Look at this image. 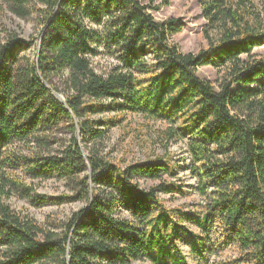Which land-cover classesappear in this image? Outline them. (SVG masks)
<instances>
[{"label": "trees", "instance_id": "trees-1", "mask_svg": "<svg viewBox=\"0 0 264 264\" xmlns=\"http://www.w3.org/2000/svg\"><path fill=\"white\" fill-rule=\"evenodd\" d=\"M159 9L157 0H0V264H189L160 199L178 190L173 158L122 167L105 152L126 114L165 123L164 148L186 142L204 203L187 214L204 232L188 231L192 251L203 256L216 221L224 244L264 264V56L255 52L264 0H202L207 46L194 53L173 41L181 21L156 20ZM6 12L33 18L37 37L5 27ZM97 58L108 61L101 72ZM205 66L215 82L199 75ZM18 170L66 182L64 200L85 205L49 225L13 209L15 192L46 201Z\"/></svg>", "mask_w": 264, "mask_h": 264}, {"label": "rangeland", "instance_id": "rangeland-1", "mask_svg": "<svg viewBox=\"0 0 264 264\" xmlns=\"http://www.w3.org/2000/svg\"><path fill=\"white\" fill-rule=\"evenodd\" d=\"M202 0H157L160 9L153 11V15L158 21L169 18H176L181 21L182 30L173 37V41L185 52H197L207 46V41L203 34L205 20L202 16ZM5 27H11L20 37L32 40L37 37L38 31L33 18L20 19L10 13H5L2 19ZM34 40V39H33ZM35 41L32 44L30 53L35 54ZM255 52L264 56V46L255 48ZM108 61L104 58H97L94 67L101 72ZM199 75L215 82L217 72L212 67L205 66L199 69ZM117 115L115 111L104 112L96 115L95 118L112 117ZM123 118L122 123L110 126L105 143V152L116 160L122 167L137 161H146L156 155H164L167 151L173 158L172 163L178 165V175L173 179L178 188L177 192L160 194L161 203L169 209L176 222L177 237L175 244L182 252L189 264H247L245 258L234 244H224L225 230L216 221L209 225L207 240L203 256L196 251H192L189 242V232L196 238L203 237L204 232L194 221L190 220L187 214L203 212V199L197 192V179L191 174L189 167L191 159L185 141L168 142V147L164 148L161 138V131L166 128V124L160 121H148L140 115L126 114L118 115ZM167 149V150H166ZM19 176L28 185L31 184L36 194L46 197V201L40 203L32 202L30 199H23L13 195L8 204L15 210L29 214L42 224L63 223L81 209L84 202H67L63 196L72 194L66 182L57 179H32L24 174L23 170H18ZM167 180H171L167 177ZM151 183V182H150ZM189 231V232H188ZM132 264H153L150 261H136Z\"/></svg>", "mask_w": 264, "mask_h": 264}, {"label": "water", "instance_id": "water-1", "mask_svg": "<svg viewBox=\"0 0 264 264\" xmlns=\"http://www.w3.org/2000/svg\"><path fill=\"white\" fill-rule=\"evenodd\" d=\"M91 170V169H90Z\"/></svg>", "mask_w": 264, "mask_h": 264}]
</instances>
